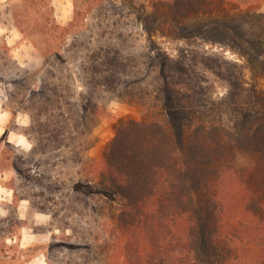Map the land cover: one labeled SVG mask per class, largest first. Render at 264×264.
I'll list each match as a JSON object with an SVG mask.
<instances>
[{
	"label": "rangeland",
	"instance_id": "rangeland-1",
	"mask_svg": "<svg viewBox=\"0 0 264 264\" xmlns=\"http://www.w3.org/2000/svg\"><path fill=\"white\" fill-rule=\"evenodd\" d=\"M140 16L122 0H0V264L39 254L49 264L108 263L100 251L109 245L82 232L104 227L113 193L97 173L119 123L166 122L180 145L190 120L231 126L250 112L242 107L255 85L246 58L221 37L210 41L223 35L218 27L256 42L264 2L190 19L182 39L159 28L147 38ZM26 231L43 240L22 245Z\"/></svg>",
	"mask_w": 264,
	"mask_h": 264
},
{
	"label": "trees",
	"instance_id": "trees-1",
	"mask_svg": "<svg viewBox=\"0 0 264 264\" xmlns=\"http://www.w3.org/2000/svg\"><path fill=\"white\" fill-rule=\"evenodd\" d=\"M122 1L140 10L149 39L159 29L182 39L180 26L190 19L247 12L264 2L149 0L147 8L137 0ZM215 31L223 35L210 42L220 44L221 37L230 52L246 58L255 85L242 107L250 112L231 126L190 120L180 145L166 122L118 124L97 173L98 183L113 193L104 227L82 232L85 241L109 245V253L100 251L109 264H264V35L248 44L233 30ZM74 159L87 166L79 152ZM71 224L78 234L85 229L80 221Z\"/></svg>",
	"mask_w": 264,
	"mask_h": 264
},
{
	"label": "crops",
	"instance_id": "crops-1",
	"mask_svg": "<svg viewBox=\"0 0 264 264\" xmlns=\"http://www.w3.org/2000/svg\"><path fill=\"white\" fill-rule=\"evenodd\" d=\"M18 144H21V146L23 145L22 142L18 143ZM43 239H41V235H38V234H28L27 231L24 235H22V237L20 238V242L22 245L26 246L27 244H31L33 242H39ZM23 264H49L44 255H36L34 256L31 260H29L28 262L26 263H23Z\"/></svg>",
	"mask_w": 264,
	"mask_h": 264
}]
</instances>
